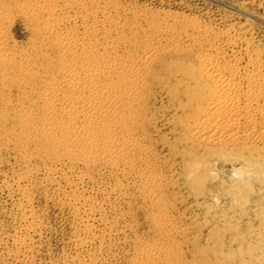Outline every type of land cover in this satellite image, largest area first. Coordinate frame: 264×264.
<instances>
[{"label": "rangeland", "instance_id": "rangeland-1", "mask_svg": "<svg viewBox=\"0 0 264 264\" xmlns=\"http://www.w3.org/2000/svg\"><path fill=\"white\" fill-rule=\"evenodd\" d=\"M65 1L0 0V264H264V152L187 139L176 82L228 31L264 55V0H74L78 15L113 10L94 40L118 43L100 57L120 63L77 90L67 74L81 68L48 14L71 15ZM193 22L206 33L182 34ZM148 48L141 68L123 66ZM53 85L58 111L87 87L97 96L91 139L43 113Z\"/></svg>", "mask_w": 264, "mask_h": 264}, {"label": "bare ground", "instance_id": "bare-ground-1", "mask_svg": "<svg viewBox=\"0 0 264 264\" xmlns=\"http://www.w3.org/2000/svg\"><path fill=\"white\" fill-rule=\"evenodd\" d=\"M85 1L90 3V0ZM73 2L74 0H66L64 3L65 8L71 9V15L57 14V11L49 6L48 14L50 24L60 33V42L71 49L81 68L73 69L67 74V82L77 90L79 85L86 84L103 68H118L120 63L112 55L100 57L103 50L109 52L118 43L114 45L109 40L111 37L101 43L94 40L101 18L114 20L113 10L102 5L97 8L92 5L90 9L78 15L74 11ZM2 14L0 5V15ZM80 16H83V19ZM189 29L195 34L190 33ZM205 33V28L195 22L191 23L188 29H182V34L187 36ZM229 33L230 31L215 40L212 47L199 58V69L180 70L177 74L176 82L186 93L181 99L186 98L188 104L189 121L184 135L193 142L212 146L224 141L249 139L264 152V55L261 48L253 47L254 40L251 38L240 34L234 37ZM171 40L169 38V41ZM242 41L243 47L238 48ZM81 43L86 47L81 48ZM152 51V48H148L141 57L123 66L131 72L141 68ZM205 80H209L210 84H206ZM87 90L89 94L83 100L71 101L58 111L53 108V101L60 95L61 89L58 85H53L45 94L49 106L44 108L43 113L48 116L57 115L65 120L64 129L67 133L74 128H80L87 138L91 139L95 131L91 130L90 126L97 119L98 112L90 111L87 107L98 103L99 99L88 87ZM51 125L52 123H49L47 126ZM210 161L213 163V170H223L224 161ZM204 162L206 160L199 162L198 166ZM204 167L207 169V166ZM228 172L234 173V176L240 174V170L236 169Z\"/></svg>", "mask_w": 264, "mask_h": 264}]
</instances>
